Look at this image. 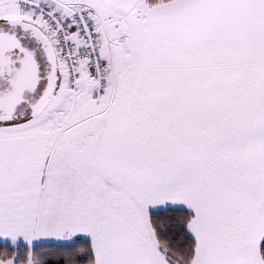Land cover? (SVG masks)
Here are the masks:
<instances>
[{"label": "snow or ice", "instance_id": "snow-or-ice-1", "mask_svg": "<svg viewBox=\"0 0 264 264\" xmlns=\"http://www.w3.org/2000/svg\"><path fill=\"white\" fill-rule=\"evenodd\" d=\"M0 264H264V0H0Z\"/></svg>", "mask_w": 264, "mask_h": 264}]
</instances>
